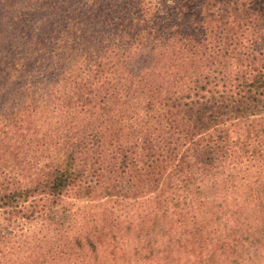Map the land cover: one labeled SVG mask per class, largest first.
<instances>
[{"label":"trees","instance_id":"16d2710c","mask_svg":"<svg viewBox=\"0 0 264 264\" xmlns=\"http://www.w3.org/2000/svg\"><path fill=\"white\" fill-rule=\"evenodd\" d=\"M127 1L120 15L91 18L57 55L47 37L23 29L26 19L12 30L3 51L17 61L19 46L34 75L13 128L1 132L0 115L5 215L44 198L143 201L167 223L176 217L186 225L200 211L213 217L204 207L243 182L258 185L262 199L264 0ZM45 115L58 127L39 139ZM252 134L261 142L252 144ZM43 158L50 164L40 168ZM229 221L221 231L235 233ZM236 229L221 248L226 258L238 249L263 262L264 221L254 233Z\"/></svg>","mask_w":264,"mask_h":264},{"label":"rangeland","instance_id":"374dc122","mask_svg":"<svg viewBox=\"0 0 264 264\" xmlns=\"http://www.w3.org/2000/svg\"><path fill=\"white\" fill-rule=\"evenodd\" d=\"M79 1L0 0V115H6L1 132L13 128L12 115L18 105L31 99L24 95V83L32 77L30 74L34 75L27 63L29 56L26 58L19 46L17 61L7 58L3 51L14 38L12 30L20 29L26 19L28 25L23 29L31 28L29 34L35 39L47 37L51 42L47 47L57 55L91 18L108 17L111 12L120 15L127 0H96V6H85ZM107 4L115 6L108 8ZM103 26L95 20V30L102 32ZM65 30H68L66 37L59 40L60 32ZM52 33L53 37H49ZM57 41L60 44L55 45ZM42 85L44 90L48 86L46 82ZM44 117L38 123L39 139L58 127L57 119L49 121L47 115ZM51 136L55 141L56 136ZM256 136H250L254 137L252 144L261 142L262 137ZM261 153L264 156V151ZM46 155L44 151L43 156ZM47 163L50 160L43 158L39 167ZM262 173L264 178V169ZM249 185L243 182L245 188L237 186L227 191L217 204L204 207L208 214L215 213L213 217L206 220L200 211L197 220H189L186 225L176 217L167 223L143 201L35 199L20 209L21 214L10 217L0 209V264H253L238 249H233L234 256L230 257L233 262L221 250L224 242L237 235L236 228L240 225L244 228L242 235H246L243 232L254 233L264 221V195L260 199L259 186L247 188ZM224 207L226 211L222 214ZM228 219L227 228H234L235 233L221 231ZM224 249L229 250L230 246Z\"/></svg>","mask_w":264,"mask_h":264}]
</instances>
